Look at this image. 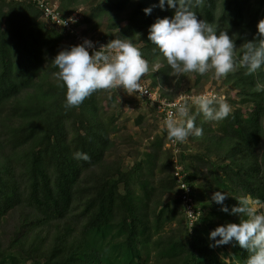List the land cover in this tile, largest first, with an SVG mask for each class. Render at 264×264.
Here are the masks:
<instances>
[{"label":"trees","instance_id":"1","mask_svg":"<svg viewBox=\"0 0 264 264\" xmlns=\"http://www.w3.org/2000/svg\"><path fill=\"white\" fill-rule=\"evenodd\" d=\"M52 1L62 16L78 11L76 28L97 46L130 38L150 64L159 60L142 79L161 97L208 86L232 111L220 121L197 114L203 135L171 143L150 103L120 88L65 108L51 60L74 36L47 24L32 0H0V264H244L248 253L234 242L209 247L210 230L238 222L211 196L226 191L229 208L233 196L264 201V91L254 90L264 71L176 79L147 38L174 9L158 0ZM196 12L227 27L238 48L259 39L264 0H204ZM76 151L89 159H74ZM173 159L201 213L190 230Z\"/></svg>","mask_w":264,"mask_h":264},{"label":"clouds","instance_id":"2","mask_svg":"<svg viewBox=\"0 0 264 264\" xmlns=\"http://www.w3.org/2000/svg\"><path fill=\"white\" fill-rule=\"evenodd\" d=\"M203 3L204 0H158L156 6L164 9L167 5L174 12L170 18H156L148 26L147 38L159 50L170 69L169 75L179 79L189 73L200 76L211 73L213 78L221 79L237 69H244L245 75L264 71V19L256 25L259 39L254 36L237 48L227 27L221 28L215 19L209 22L198 17L196 9ZM143 11L149 14L151 8L145 7ZM51 64L57 69L53 73L57 86L64 89L65 108L79 106L100 89L120 88L129 95L140 96L147 93L142 77L163 66L159 60L150 64L130 38H114L98 48H93V42L84 38L81 43L59 50ZM254 90L264 91V85L257 84ZM151 99L156 101L157 97ZM193 106L195 112L190 111ZM168 108L162 130L173 143L203 135V129L195 124L197 114H202L206 121H220L232 111L225 97L214 91L191 97L180 95ZM73 158L87 161L89 156L76 151ZM228 195L226 191H215L211 201L220 204L221 211L235 214L238 222H227L210 230L209 247L234 242L248 253L244 264H264V201L248 195L233 196L237 203L229 208L223 203ZM188 212L190 230L201 213L192 216Z\"/></svg>","mask_w":264,"mask_h":264},{"label":"built area","instance_id":"3","mask_svg":"<svg viewBox=\"0 0 264 264\" xmlns=\"http://www.w3.org/2000/svg\"><path fill=\"white\" fill-rule=\"evenodd\" d=\"M42 11V19L49 25H54L57 28L62 29L64 32H68L74 36V42L75 43H81L84 38H88L93 42V48H98L100 45H96V42L94 39L90 38L89 36L83 34L79 28H76V24L78 20L81 18V15L79 12L75 11L69 14L68 16H62L60 11L57 8V4L52 1V0H32ZM66 21V23H64ZM74 21V22H73ZM92 51V49H89V53ZM142 85L146 88L147 93H143L140 96L135 95L139 98L145 99L150 103L152 108L157 112L158 115H160L162 122L165 119L167 112L169 111L168 104L174 102L180 95L188 96L191 97L193 95H197L206 91H213L211 89L209 90H204L199 93H193V92H180L177 94L176 97L173 99H165L161 97L158 94L157 88H152L148 85L147 81L145 79H142L141 81ZM215 92V91H214ZM217 93V92H215ZM218 94V93H217ZM219 95V94H218ZM157 97L156 101H153L151 97ZM171 143H173L171 141ZM174 161V175L178 179V186L183 187L186 186L185 188H180L182 189L181 193V199L182 203L185 206V213L188 218V224H189V212H192V216H198L199 211L195 210L193 205L191 204V196H190V187L185 184L182 180V174L180 171V165L176 164L175 159Z\"/></svg>","mask_w":264,"mask_h":264},{"label":"rangeland","instance_id":"4","mask_svg":"<svg viewBox=\"0 0 264 264\" xmlns=\"http://www.w3.org/2000/svg\"><path fill=\"white\" fill-rule=\"evenodd\" d=\"M56 3V2H55ZM57 4V3H56ZM78 12V11H77ZM79 30H80V28H79ZM99 33V32H98ZM204 90H209L210 88H208V86H204ZM203 90V91H204ZM213 91H215V90H213ZM124 94V93H123ZM121 97H123V96H121V95H118V98L119 99H121ZM103 104H106L105 103V100H103ZM145 105L147 106V104L145 103ZM106 106V105H105ZM106 108V107H105ZM124 108H125V106H124ZM127 108V107H126ZM145 106L143 105V110H145ZM129 109V110H128ZM127 111H130L131 113H136V111H134V110H132V109H130V108H127L126 109V111L125 112H127ZM156 114H157V112H156ZM128 126H130V124H128ZM165 146L166 147H168L169 146V144L168 143H166L165 144ZM174 152H176V150H174ZM176 157V156H175ZM174 160V159H173ZM172 162H174V161H172ZM173 164V163H172ZM219 254H220V256L222 257V258H224L225 260H229L230 259V257L228 256L229 254H227L226 252L224 253V251L223 250H221V251H219Z\"/></svg>","mask_w":264,"mask_h":264}]
</instances>
